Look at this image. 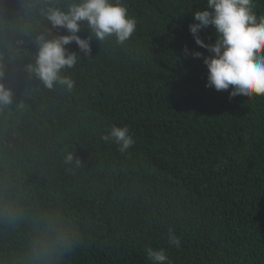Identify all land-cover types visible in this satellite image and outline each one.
Instances as JSON below:
<instances>
[{"label": "trees", "instance_id": "obj_1", "mask_svg": "<svg viewBox=\"0 0 264 264\" xmlns=\"http://www.w3.org/2000/svg\"><path fill=\"white\" fill-rule=\"evenodd\" d=\"M73 2L0 0L14 93L0 112V264H152L148 248L170 264H264V98L206 87L203 59L185 54L209 55L189 29L206 0H123L133 37L93 39L90 55L67 45L74 87L48 89L28 71L36 37L68 34L49 33L46 13ZM113 125L129 126L130 149L102 138Z\"/></svg>", "mask_w": 264, "mask_h": 264}, {"label": "clouds", "instance_id": "obj_2", "mask_svg": "<svg viewBox=\"0 0 264 264\" xmlns=\"http://www.w3.org/2000/svg\"><path fill=\"white\" fill-rule=\"evenodd\" d=\"M206 10L194 12V23L189 25L195 42L206 49L203 52L185 47V54L193 58H202L208 69L206 87L216 91H230V97L242 95L247 99L264 98V14L256 11V0H206ZM51 29H65L68 34L49 38L41 33L36 37L38 52L35 64L28 66L30 73L43 82L48 89L57 84L74 87L69 76H62L64 69L73 68L81 55L70 52L67 45L75 42L84 55L91 54V41L100 42L114 37L116 42L124 44L130 40L137 29L136 19L130 15L123 0H75L67 10L49 8L46 13ZM87 26L90 35L82 38L78 33ZM213 27L216 40L205 43L200 37L201 30ZM0 71V112L13 103V90L2 82ZM114 142L121 152L135 144V138L129 126L113 125L102 137ZM69 152L66 163L73 162ZM79 163V161H76ZM169 244L180 247V239L171 230ZM147 257L152 264H170L164 249H147Z\"/></svg>", "mask_w": 264, "mask_h": 264}]
</instances>
